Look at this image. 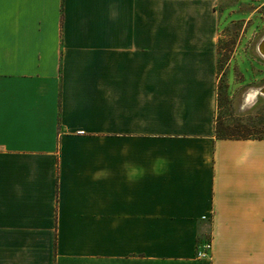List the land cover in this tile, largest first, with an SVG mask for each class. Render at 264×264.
<instances>
[{
	"label": "crops",
	"instance_id": "0c3cea01",
	"mask_svg": "<svg viewBox=\"0 0 264 264\" xmlns=\"http://www.w3.org/2000/svg\"><path fill=\"white\" fill-rule=\"evenodd\" d=\"M217 4L4 0L0 264H264V137L215 135Z\"/></svg>",
	"mask_w": 264,
	"mask_h": 264
},
{
	"label": "rangeland",
	"instance_id": "374dc122",
	"mask_svg": "<svg viewBox=\"0 0 264 264\" xmlns=\"http://www.w3.org/2000/svg\"><path fill=\"white\" fill-rule=\"evenodd\" d=\"M220 12L215 119L223 125L264 123V0H218ZM257 124V125H256ZM260 126V127H259ZM259 134V133H257Z\"/></svg>",
	"mask_w": 264,
	"mask_h": 264
},
{
	"label": "trees",
	"instance_id": "16d2710c",
	"mask_svg": "<svg viewBox=\"0 0 264 264\" xmlns=\"http://www.w3.org/2000/svg\"><path fill=\"white\" fill-rule=\"evenodd\" d=\"M261 122L258 123L261 127L257 128L255 124L250 125L245 122L223 125L222 122L215 119V135L217 137H264V123Z\"/></svg>",
	"mask_w": 264,
	"mask_h": 264
},
{
	"label": "built area",
	"instance_id": "2783aa9c",
	"mask_svg": "<svg viewBox=\"0 0 264 264\" xmlns=\"http://www.w3.org/2000/svg\"><path fill=\"white\" fill-rule=\"evenodd\" d=\"M211 254V242L210 240L204 241L201 246L196 250V255L198 257H207Z\"/></svg>",
	"mask_w": 264,
	"mask_h": 264
},
{
	"label": "water",
	"instance_id": "95a60500",
	"mask_svg": "<svg viewBox=\"0 0 264 264\" xmlns=\"http://www.w3.org/2000/svg\"><path fill=\"white\" fill-rule=\"evenodd\" d=\"M257 49L259 53L264 56V36H262L261 39L258 41ZM258 91L264 94V84L258 89Z\"/></svg>",
	"mask_w": 264,
	"mask_h": 264
},
{
	"label": "clouds",
	"instance_id": "9594fccd",
	"mask_svg": "<svg viewBox=\"0 0 264 264\" xmlns=\"http://www.w3.org/2000/svg\"><path fill=\"white\" fill-rule=\"evenodd\" d=\"M161 163H162V162L158 159L156 167H159V166L161 165ZM126 167H127V165H126ZM128 175H129V179H133V178H135V177L138 175V170L135 169V168H133V169L128 173Z\"/></svg>",
	"mask_w": 264,
	"mask_h": 264
},
{
	"label": "snow or ice",
	"instance_id": "6c2138e0",
	"mask_svg": "<svg viewBox=\"0 0 264 264\" xmlns=\"http://www.w3.org/2000/svg\"><path fill=\"white\" fill-rule=\"evenodd\" d=\"M4 3V0H0V5H2Z\"/></svg>",
	"mask_w": 264,
	"mask_h": 264
}]
</instances>
